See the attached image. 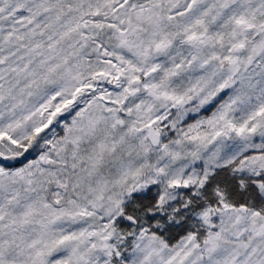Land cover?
<instances>
[{"label":"snow or ice","instance_id":"6c2138e0","mask_svg":"<svg viewBox=\"0 0 264 264\" xmlns=\"http://www.w3.org/2000/svg\"><path fill=\"white\" fill-rule=\"evenodd\" d=\"M0 264H264V0H0Z\"/></svg>","mask_w":264,"mask_h":264}]
</instances>
